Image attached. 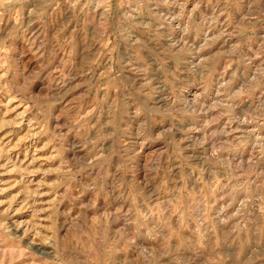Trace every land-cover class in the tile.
<instances>
[{
    "label": "rangeland",
    "instance_id": "obj_1",
    "mask_svg": "<svg viewBox=\"0 0 264 264\" xmlns=\"http://www.w3.org/2000/svg\"><path fill=\"white\" fill-rule=\"evenodd\" d=\"M0 264H264V0H0Z\"/></svg>",
    "mask_w": 264,
    "mask_h": 264
}]
</instances>
